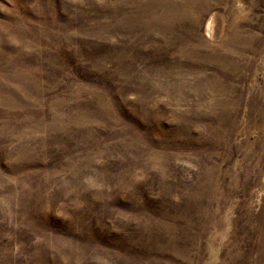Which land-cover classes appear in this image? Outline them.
Instances as JSON below:
<instances>
[{"label": "rangeland", "instance_id": "374dc122", "mask_svg": "<svg viewBox=\"0 0 264 264\" xmlns=\"http://www.w3.org/2000/svg\"><path fill=\"white\" fill-rule=\"evenodd\" d=\"M0 264H264V0H0Z\"/></svg>", "mask_w": 264, "mask_h": 264}, {"label": "bare ground", "instance_id": "6f19581e", "mask_svg": "<svg viewBox=\"0 0 264 264\" xmlns=\"http://www.w3.org/2000/svg\"><path fill=\"white\" fill-rule=\"evenodd\" d=\"M158 1V0H157ZM152 4V3H151ZM155 4V3H154ZM173 6V5H172ZM145 7V6H144ZM143 7V8H144ZM162 7V6H161ZM175 7V6H174ZM177 7H178V5H177ZM149 8V7H148ZM155 8H156V6H155ZM172 9V8H171ZM175 10H176V8H175ZM154 11H155V9H154ZM167 11V10H166ZM173 11V10H172ZM153 13V12H152ZM165 13V12H164ZM211 25H212V21H209V23H208V25H207V33L208 34H210L211 33Z\"/></svg>", "mask_w": 264, "mask_h": 264}]
</instances>
